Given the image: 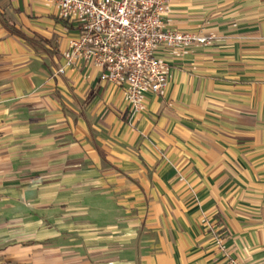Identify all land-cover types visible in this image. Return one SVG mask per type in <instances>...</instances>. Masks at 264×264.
<instances>
[{
  "label": "crops",
  "instance_id": "obj_1",
  "mask_svg": "<svg viewBox=\"0 0 264 264\" xmlns=\"http://www.w3.org/2000/svg\"><path fill=\"white\" fill-rule=\"evenodd\" d=\"M0 11V264H264V0H169L165 29L207 41L158 52L141 112L57 72L56 4Z\"/></svg>",
  "mask_w": 264,
  "mask_h": 264
},
{
  "label": "built area",
  "instance_id": "obj_2",
  "mask_svg": "<svg viewBox=\"0 0 264 264\" xmlns=\"http://www.w3.org/2000/svg\"><path fill=\"white\" fill-rule=\"evenodd\" d=\"M48 1L77 30L57 72L65 73L78 61L100 68L103 79L125 84L127 102L137 112L143 109L145 94L161 93L168 86L169 66L158 52L207 41L194 33L165 29L169 0Z\"/></svg>",
  "mask_w": 264,
  "mask_h": 264
},
{
  "label": "trees",
  "instance_id": "obj_3",
  "mask_svg": "<svg viewBox=\"0 0 264 264\" xmlns=\"http://www.w3.org/2000/svg\"><path fill=\"white\" fill-rule=\"evenodd\" d=\"M2 17V13L0 11V18ZM4 21V22H3ZM2 22L3 24L8 27L10 29V31L14 32V33H18L14 28L10 27L8 24H7V21L5 19H2Z\"/></svg>",
  "mask_w": 264,
  "mask_h": 264
}]
</instances>
